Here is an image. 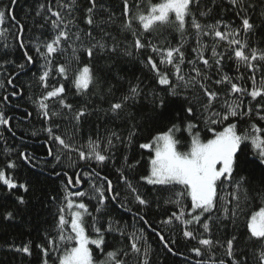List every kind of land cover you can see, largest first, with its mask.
I'll return each instance as SVG.
<instances>
[{
	"label": "snow or ice",
	"instance_id": "snow-or-ice-1",
	"mask_svg": "<svg viewBox=\"0 0 264 264\" xmlns=\"http://www.w3.org/2000/svg\"><path fill=\"white\" fill-rule=\"evenodd\" d=\"M16 3L17 0H9V5L0 6V38L14 35L19 47L24 49L26 63L31 64L33 57L28 54L23 40L24 24L16 19L13 10ZM75 3L76 0H56L53 6L52 0H47L36 7L33 27L39 34L32 43L36 54L44 60L39 76L44 92L30 99L45 121H52L65 110L73 113L74 128H79L83 119L94 113H103L106 122L113 125L119 121L116 127H105L103 135L97 126L96 136H89L87 142L80 145L74 142V136L56 134L53 127L44 129L49 140L57 145L55 153L48 145V156L55 161L53 168L65 155L71 160V154L76 153L80 161L95 163L98 167L112 165L116 181L114 183L109 175H101L96 168L77 171L73 175L66 171L54 172L55 176L63 175L66 182L56 214V235L46 233V244L36 245L41 253V264H50V260L52 264H152L149 232L158 237L167 252L183 255L177 251V240L167 239L163 228L158 227L174 223L180 224L186 240H194L199 245L189 249L195 257L202 258L207 253V259H197L195 264H264V175L259 182H253L248 176L239 174V170L250 163L256 164L264 173V128L252 123L249 129L240 132L238 123L234 122L251 117L253 109L250 102L247 106L244 104V96H250L252 100L264 98V76L257 86L255 75L264 70V48L251 43L257 30L264 27V0H227L240 21L238 26L234 21L223 19H214L212 23H202L198 19V16L206 18L212 13L216 0H211V6H205L203 10L202 0H148L146 8L144 0H133L132 3L122 0L124 19L120 30L131 35L130 46L122 45L106 30V26L115 23L114 14L109 13L106 20L96 21L98 0H89L91 6L86 9L85 18L89 30H81L73 14ZM35 18H41L43 22L37 23ZM6 20L16 28L14 34L5 27ZM135 23H139L140 29L134 27ZM164 26L179 32L181 41L187 27L194 30L200 48L197 57L203 71L197 61L189 60L191 74L182 72L181 66L185 63L183 43L161 48L145 36V33ZM97 28L101 33L99 36L93 34ZM201 38L211 40V45L202 43ZM221 42L226 45L223 50H220ZM9 47L11 45L4 44L5 49ZM122 47L126 56L144 49L165 56L159 63L171 65L174 70L171 74L162 72L152 56L145 58L147 66L155 72L157 85L164 86L162 91H146L139 77L135 83L125 81L124 77L113 73L114 64L98 63L106 55L119 54ZM69 48L70 56L66 55ZM209 49L211 56L206 57L204 53ZM4 55H8L7 51ZM58 56H63V62H56ZM233 58L237 65H244L252 73L249 77L251 90L222 72L224 61ZM9 63L15 61L2 60L0 67ZM26 63L16 64V67L23 70ZM74 63L83 66L73 68ZM213 67L218 75L216 79L209 74ZM173 75L175 80L171 78ZM52 76L70 81L82 103L74 106L68 102L65 84L57 80L50 85ZM13 79L14 76L10 77L7 84L15 87ZM125 83L127 87H124ZM209 83L228 87L222 94ZM4 87V82L0 81V89ZM117 92H120L119 96ZM21 94L22 90L13 91L11 96ZM93 97L107 103V108L91 107ZM170 98L179 102L178 108L174 114L166 115ZM8 101V94L0 98V126L11 130L12 117L3 109V104ZM57 104L59 110L55 107ZM256 112L259 119L264 120V105L258 103ZM221 125L225 126L217 130ZM144 131H148V137L138 144V148L148 153L147 169L145 174L139 175L137 169L144 157L130 159L128 150ZM204 132L208 133L207 137L202 135ZM185 133L186 141L181 138ZM246 150H251V159ZM19 156L25 163H32L30 153L20 152ZM70 166L77 165L74 162ZM16 167V161L12 159L0 167V184L9 192L19 189L29 193V184L18 183L7 171ZM84 180L89 181L87 191L80 190ZM147 186L152 187L148 190ZM226 187L228 198L220 196ZM15 199L16 208L0 214L3 220L15 221L27 211L29 201L25 195H17ZM110 205L131 214L141 227L114 218ZM161 205H172L177 210L159 221L150 222L151 209L153 206L159 209ZM241 216L245 217L242 234L237 226ZM229 224L233 231L226 239L214 234V228L219 231ZM109 237L115 243H110ZM90 246H94L103 259L94 256ZM214 249L222 250L219 258ZM15 250L32 255L28 244Z\"/></svg>",
	"mask_w": 264,
	"mask_h": 264
},
{
	"label": "trees",
	"instance_id": "trees-1",
	"mask_svg": "<svg viewBox=\"0 0 264 264\" xmlns=\"http://www.w3.org/2000/svg\"><path fill=\"white\" fill-rule=\"evenodd\" d=\"M132 2L133 0H129V3ZM153 2H155V0H153ZM39 3H47V0H17L13 9L16 19L24 24L23 40L28 54L33 57V63H26L24 49L19 47L18 41L14 38V35L10 34L6 38H0V61L5 59L15 61V63H9L4 65V67H0V81H3L5 85L4 88L0 89V98L5 94L9 95V101L3 104V109L7 116L12 117L10 121L11 130H9L8 127L0 126V167H4L8 159L15 160L17 167L14 170L7 171L14 176L18 183H28L30 188L29 193H22V190L19 189H14L9 192L5 186L0 184V214L16 208L15 197L17 195L23 194L29 201L27 211L23 215L18 216L15 221H5L2 219V215H0V264H41V253L36 245L46 244V233H51L52 236L56 235V214L60 202L63 200V190L66 182V178L63 175L55 176L54 172L66 171L69 175H73L77 171H90L91 168H96L101 175H109L114 183L116 181V174L112 165L109 164L107 167H98L95 163L90 164L87 161H80L76 153L71 154V160L65 155L59 165L55 168L52 166L55 161L52 157L48 156V145H51L54 153L57 151V145L49 140L47 132L44 131L45 128L53 127L56 134L66 137L74 136V142L80 145L86 143L89 136L93 138L96 136L97 126H99L100 134L103 135L105 127H116L119 121L116 122V125H113L106 122L103 113H94L84 118L79 128H74L73 125L75 122L71 119L73 113H68L66 110L62 112L60 116L54 117L52 121H45L42 116L38 114V109L33 104L30 97L35 98L44 92L39 82V76L43 71L42 65L44 64V60L36 54L32 43L35 36L39 34V30L33 27L35 10ZM52 3L53 6H55L56 0H52ZM147 3L148 0H144L145 8ZM2 5H9V0H0V6ZM101 5L103 6L102 9L100 8ZM90 6L89 0H76L74 6L75 11L73 14L76 17V24L85 32L89 30V26L85 23V18L86 9ZM205 6L210 7L211 0H202V10ZM225 9H227V11H225ZM122 10V0H98L95 19L99 22L102 19L106 20L109 13L114 14L113 18L115 23L106 26V30L116 36L117 40H119L122 45L130 46L132 44L131 35L126 32H121L120 30L124 19ZM133 11H136V9ZM198 19H201L202 23H212L214 19H223L226 22L234 21L236 26L240 24L239 19L235 17L233 10L230 9L227 0H216V7L213 9L212 13L206 18H200L198 16ZM35 20L37 23L43 22L41 18H35ZM5 27L10 28L13 34L16 32V28L7 20L5 21ZM134 27L140 29L139 23H135ZM45 34H47V32H45ZM93 34L99 36L101 33L97 28L93 30ZM145 36L151 39L154 45H158L161 48L177 47L183 43L182 50L184 52L185 63L181 68L184 74H191V66L188 65L189 60L197 61V66L201 67L202 71L204 70L203 66L198 61L197 53L200 51V48L196 43L194 30L190 26L186 29L183 41H181V34L179 32L167 26L157 27L153 31L145 33ZM201 42L211 45L212 41L208 38H201ZM5 43L11 45V47L5 49ZM251 43L253 46L258 45L264 48V27L257 30ZM225 47L226 45L221 42L220 50H223ZM194 48L197 49L196 52L193 51ZM5 51L8 53L7 56L4 55ZM204 54L206 57H210V49ZM66 55H71L70 48L67 49ZM147 56H152L162 72L166 71L170 74L173 73L174 70L171 65L159 63L160 60L165 59V56H162L160 53H153L148 49L141 50L140 52L133 51V55L126 56L123 54L122 47L119 54H113L111 56L106 55L101 58L98 63L114 64L113 73L124 77L125 81L131 80L135 83L136 77H139L146 91H162L164 86L157 85L155 72L146 64L145 58ZM56 62H63V56H58ZM19 63H26L23 70L16 67V64ZM82 66V64H73V68H80ZM222 72L227 73L236 82L242 83L244 87L251 90L252 82L249 77L252 73H250L244 65H237L234 58L224 61ZM16 73H19V75H15ZM209 74L213 79L218 78L215 67H213ZM255 75L257 86H259V81L261 77L264 76V70L257 71ZM12 76H14L13 84L15 87L7 84V80ZM241 76L243 77L242 80L240 79ZM171 78L175 80L174 75L171 76ZM57 80L65 84L68 102H71L74 106H78L82 103V98L75 95V89L70 81H64L58 76H52L49 80L50 85L55 84ZM113 83H115V81H113ZM209 86L218 88L222 94L228 87L227 85L216 86L211 83H209ZM124 87H127L126 83ZM21 90V95L15 97L11 96L13 91L20 92ZM121 91H123V88H121ZM116 95L119 96L120 92H117ZM242 99L246 106L249 105L250 102L253 111L251 117H244L234 121L238 123V131L243 132L245 129H249L252 123L264 128V120H260L256 112L258 103L264 105V98L258 97L256 100H252L250 96H244ZM93 100L94 103L90 105L91 107L107 108L108 106L107 103H101L96 97H93ZM49 103L51 104L53 102L50 101ZM178 103L177 100L170 98L169 110L166 112V115L174 114V110L178 108ZM55 107L59 110L58 104L55 105ZM28 113H32V115L29 116ZM145 114H148L147 111ZM226 123L227 122H225V125ZM56 125H59L58 129ZM225 125L218 126L217 130H222V127ZM150 127H152V125H150ZM203 127V124H201V128ZM33 132H35L36 135H33ZM202 135L207 137L208 133L204 132ZM147 137L148 131H144L128 150L130 159H140L141 155L144 157L140 167L137 169L139 175L146 173L148 153L140 150L138 144L145 142ZM181 138L186 141L188 139L187 134H183ZM46 141L47 144L45 143ZM121 151L123 152L124 149L121 148ZM246 151L251 159L253 155L251 150ZM20 152L30 153L32 163H25L19 156ZM74 162L77 166H70ZM239 174L248 176L249 180L253 182H259L261 176L264 175L262 170L254 163L242 167L239 170ZM97 183H100V181L97 180ZM151 187L152 186H147L148 190H150ZM70 190L75 191L76 189ZM80 190H89V181L84 180L83 184L80 186ZM121 190L123 191V189ZM220 196L228 198L229 190L227 187L220 192ZM52 197H56L57 199L53 201L51 199ZM186 203L190 204V201ZM109 207L112 208V216L114 218L122 219L125 224L132 225L133 227H141L140 223L134 220L131 214L118 207H112L111 205ZM176 210L177 209L172 205H161L159 209L153 206L148 219L150 222L154 223ZM244 220L245 217L241 216L237 222L238 230L241 234L245 230ZM158 227L163 228V234L167 239L175 238L177 240V251L183 253V255H173L167 252L158 237L149 232L148 239L152 248V264H195L197 259L208 258L207 253H205L204 257L197 258L194 253L189 251V249L199 245L196 241L186 240L182 236L179 223H174L172 226L158 225ZM129 231H131V228H129ZM213 231L216 236L223 240L233 231V227L229 224L226 229L221 227V229L217 231L214 228ZM109 241L110 243H115L112 237H109ZM26 244L31 247V256L15 250L17 247H22ZM90 247L94 250V256L103 259L102 256L98 255V250H95L94 246ZM214 251H216L218 258L222 255L221 249H214ZM50 264H52L51 260Z\"/></svg>",
	"mask_w": 264,
	"mask_h": 264
}]
</instances>
